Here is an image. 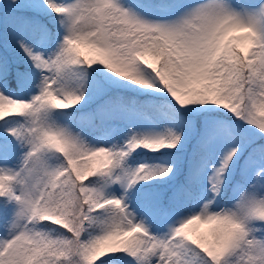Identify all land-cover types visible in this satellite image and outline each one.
<instances>
[{"label": "snow or ice", "instance_id": "snow-or-ice-1", "mask_svg": "<svg viewBox=\"0 0 264 264\" xmlns=\"http://www.w3.org/2000/svg\"><path fill=\"white\" fill-rule=\"evenodd\" d=\"M0 264H264V0H0Z\"/></svg>", "mask_w": 264, "mask_h": 264}, {"label": "rangeland", "instance_id": "rangeland-1", "mask_svg": "<svg viewBox=\"0 0 264 264\" xmlns=\"http://www.w3.org/2000/svg\"><path fill=\"white\" fill-rule=\"evenodd\" d=\"M201 231L203 232V231H206V229L204 228V227H201Z\"/></svg>", "mask_w": 264, "mask_h": 264}]
</instances>
